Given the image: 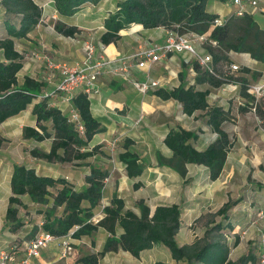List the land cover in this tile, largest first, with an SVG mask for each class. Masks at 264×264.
I'll return each instance as SVG.
<instances>
[{
  "label": "trees",
  "instance_id": "obj_1",
  "mask_svg": "<svg viewBox=\"0 0 264 264\" xmlns=\"http://www.w3.org/2000/svg\"><path fill=\"white\" fill-rule=\"evenodd\" d=\"M98 1L53 0V3L59 15L71 16L83 3ZM206 4L207 0H120L115 10L103 20L104 30L99 40L105 45L115 43L120 38L119 31L133 23L136 24L133 25V30L139 29L142 25L143 28L165 29L178 26L179 32L209 31L208 39L215 41L216 44L212 45L208 42L205 50L212 55L214 70L220 77L201 69L195 60L191 63L181 61V69L177 73L179 83L172 88L160 86L149 93L162 100H176L187 116H192L197 111L203 112L205 125L216 134L214 140L205 148L198 149L194 143L198 141L202 133L201 129L169 128L164 135L163 143L170 149L171 155L164 157L157 152L158 165L169 167L183 178L187 175V164L202 165L208 170V178L214 181L224 168L235 138L223 127L225 122L233 120L234 117L229 108L224 109L220 105L209 104L207 97L210 88L232 82L239 85L238 93L246 102L241 110H254L264 128V98L255 102L247 91L248 84L251 80H255L259 73L248 67H241L240 75H236L229 74L225 68L218 71L216 67L218 62L228 60L229 52L247 53L256 61H264V28H261L249 13L241 17L230 14L224 17L221 25L212 26L220 15L209 12ZM0 8L3 10L0 19L1 123L24 110L27 104L38 96L44 81L25 76L22 84L18 85L16 74L23 66L24 56L16 50L13 39L26 38L28 33L40 23L42 7L35 0H0ZM54 29L69 37L80 32L76 25L66 24L60 20L54 23ZM230 64L232 63L228 65ZM189 68L195 72L191 84L186 80ZM204 83L210 87L203 90L196 88L197 84ZM72 105L80 118L82 131L77 128V123L72 121L69 115L50 104L47 99H41L34 104L32 114L36 120V127L24 126L22 136L39 142L51 139V143L47 151L38 147L31 148L29 154L32 157L72 163L99 153L101 145L94 144L90 147L89 143L95 134L105 132L106 127L92 115L90 99L86 94L77 93L72 98ZM3 141L0 135V147ZM132 143L131 139L125 138L122 144L123 151L118 154V159L123 163L129 178L141 175L145 168L139 155L130 149ZM87 165L89 172L84 176L85 186L76 190L63 177L38 174L33 167L13 163L10 177L11 195L8 197L5 211L9 231L17 232L23 225L18 216V206L23 205L20 198L22 195H27L31 202L37 204H48L51 197L52 203L44 211V219L39 227L42 230L57 237L72 231L71 236L75 238L91 235L99 227L108 232L100 251L80 254L72 264H99L100 259L107 252L118 250L127 251L138 258L142 250L159 244L168 248L172 259L188 264H255L257 262L258 256L252 250H248L234 261L229 259L231 249L239 244L240 238L234 236L229 243L224 230L234 229L229 219V210L241 201L240 198L224 202L214 213L221 219L211 221L203 236L182 245H179L175 239L181 226V207L176 203L157 205L151 213L145 201L139 199L136 201L139 214H136L132 210L124 209V200L114 192L109 204L102 208L104 216L93 223L91 219L102 199L104 182L109 172L94 164ZM140 185V182H134L133 188L137 189ZM259 187L264 188V183L259 184ZM53 189L55 192L52 191ZM57 209H60L59 213L56 212ZM116 226L122 228L121 233H116ZM151 264L164 263L155 261Z\"/></svg>",
  "mask_w": 264,
  "mask_h": 264
},
{
  "label": "crops",
  "instance_id": "obj_2",
  "mask_svg": "<svg viewBox=\"0 0 264 264\" xmlns=\"http://www.w3.org/2000/svg\"><path fill=\"white\" fill-rule=\"evenodd\" d=\"M35 1L42 7V11H43L42 19L40 23H38L36 27L28 33L26 38H13L16 50L20 52L19 48L17 47V42H20V41L22 42L23 46H25V44L28 46L30 45L40 46V44L42 43L41 46H44V48L46 49V52H45L46 55L51 57L53 60L55 59V60L60 61L61 59V61L63 60L65 61V59H68L69 63L67 62V64L72 65L73 63H75L76 61H79L83 57V43L86 40H81L79 54L76 55V53L74 52H69L68 48L65 46L66 45L65 39L61 40V37H65V36L64 35L62 36V34L58 33L54 29V22H56L57 20H60L66 24L76 25L80 29V32H79L80 35L87 34L88 36H90L91 32L86 31L92 28L90 25L80 26L78 23L74 21V19H71V18L76 16L82 10L81 8L83 6H85L83 10H86V9L89 10L91 9V7H93L94 13L97 9H103L107 7L106 13H104V15L101 18L102 20L99 26L100 29H98V32H96L98 33V40H99L100 34L104 30L103 20L105 19V17H107V15L110 12H113V10H115L117 6L116 5L117 2L120 0H114L112 2L110 0L109 2V5L111 6L110 8L108 7L109 5H107L108 0H99L96 3L85 2L80 6L78 11L71 16L59 15L54 6L53 0H35ZM208 1L209 0H207V4H208ZM211 7L213 9L212 11L209 10L207 7V10L209 12L217 13L222 17H226L230 15L233 10V8L227 3H225L224 0L223 1L213 0ZM251 15L257 21L259 26L261 28H264V1L261 3L259 9L256 10ZM2 16H3V10L0 8V19L2 18ZM52 21L53 23L51 24ZM41 22L47 23V25L49 26L48 30H42V32L48 33V35L52 38L53 43H48V42L43 43L42 41L45 40L44 39L45 37H43L42 39L37 37L38 35L37 32L40 31L39 26L41 25ZM133 25H136V24L133 23L129 27L121 29L119 31L120 38L115 43H110L106 45V53L108 55L129 54V53L134 52L138 47L148 45L150 43L159 44L164 41L165 32H166L165 28L163 27L143 28L142 25H140L139 29L133 30L132 29ZM137 25L139 26V24ZM133 34H135L136 37L137 36L140 37V39L137 40V43H134V40L136 39L133 36ZM0 35H1V32H0ZM54 43L57 45V47L53 45ZM0 60H2L1 50H0ZM181 61H183L182 55L170 53L165 58H163L159 63H157L152 69L153 71L155 68H157V70L162 68L163 70H166L167 73L170 75H168V77L166 78L164 76H160V74L158 75L153 74L150 76L154 79H157L161 86L167 88L166 84L168 83V81H171L173 76H177L178 70L181 69ZM254 61L256 60H253V62ZM251 64H252L251 66L254 68L250 67V69L252 71H256L259 73V77L255 80L254 79L251 80V82H259L263 84L264 86V63L263 64L251 63ZM157 70L155 69V71ZM136 71L138 70L135 69L133 74ZM46 73H48V71L45 69L44 63L41 60L40 62L38 61L34 62L33 60H29V61L24 60L22 68L16 74L18 85L22 84L25 76H29L35 80L42 81ZM141 73H137V76H139L140 79H142L144 75V73L142 74ZM56 80L57 78H55V80H53L52 83H46V84L44 83L45 88H52ZM186 80H187V75H186ZM114 81L119 82V83L124 82L123 80L113 77L112 75H109V74H104L100 76L99 81H98L99 92L89 98L90 99V110H91L92 115L95 118H97L99 121H101L105 126H107V129H108V126L111 125V122L108 123L104 117H106L107 114H115L116 112L114 111V109H116V111L117 110L121 111L122 108L124 107L123 106L124 101L119 100L118 97L115 96L114 94L112 95H110L109 93L103 94V88H105V86L108 85L106 87H108L109 89L110 88L109 86L114 85ZM204 84L205 86L201 87ZM204 84H197L196 88L203 90V89L210 87L207 83H204ZM206 86H209V87H206ZM211 88H213L214 90H217V92L210 91L208 97L210 98V100H213V101L218 100L217 102L219 103L223 100L222 96H228L230 93L233 94L235 91L229 85L220 86L217 88H214V87H211ZM134 91H136L138 95L144 96V94L147 95V93L151 90H149L148 92L144 94L138 92L135 88H134ZM39 95H40V91L38 93V96L33 98L32 101L27 104L24 110L20 111L18 114L14 116L8 117L7 119H5L3 122L0 123V135L4 139L0 147V180H3L6 178V181H7L6 184H3L4 197H2V195L0 196V221H1L0 229H2L3 227V222L5 220V211H6V207L8 204V197L11 195L10 177L12 173L13 163H21L27 167H33L36 173L38 174L49 175L53 177H63L69 183L73 184V187L76 190H80L85 186L84 176L89 172V166L87 170L83 172L82 180L81 181L79 180L78 185H76V183H74L73 181V179L75 178L73 174L71 175L66 172L64 173L62 172L58 175H55L53 173H48L43 170L47 162L39 158H34L29 154V150L33 147H39L40 149L47 151L51 143L50 142L51 139H45L39 142L33 139L23 138L22 136V129L24 126L36 127V120H35L34 115L32 114V108L35 103L41 100ZM64 96L65 95L58 93L57 96L51 98L48 101L50 102V104L60 108L64 114H67L70 116L71 112L74 110L72 101L65 100ZM153 97L159 100H162L159 97H156L154 95ZM151 100L153 99H150L149 102ZM169 100H171L172 102H177L176 100H172V99H169ZM162 101H168V100H162ZM138 107H139V112L137 113L136 116L134 115L135 118L133 119V124L134 123L138 124V123H141L142 121H145L147 114H149V112H153V109H150L148 99L145 101H141ZM223 108L227 109L229 107H223ZM232 113L233 111L231 112V114ZM251 115L253 116L252 118L257 119L256 115L253 112H250V116ZM139 116H142V118L136 123ZM235 116L237 117V123L240 122L242 126L248 122L247 120L242 119L239 114H236ZM123 117L125 118L120 119L122 123L125 122L126 118L129 119L131 115L127 114L126 116H123ZM163 123L164 121L160 122V125ZM256 125L258 126V128L255 130H253V127H254L253 124L250 126L252 128V131H254L256 138L258 139V143H256V146H259V145L264 146V128L262 127V125L259 123L258 120L256 121ZM185 129H188V128H185ZM167 130H165V133L167 132ZM105 132H107V130ZM105 132L95 134L92 140L90 141L89 145L92 146L94 144L100 143L98 136H100L101 134ZM165 133L163 134V137H162V143H163V138H164ZM240 140H242L244 143L246 139L242 137L240 138L237 136L235 144H237L238 141ZM164 147L169 152V155H171L170 149H168L165 145ZM25 148H28V149L24 150ZM139 157H140V161L145 164L146 162L144 159H142V156L139 155ZM245 158L246 156H244V159ZM244 159L240 158L241 161H243ZM227 161L228 160H226L224 168L220 176L217 179L222 177L224 172H228L230 175L235 173L236 168L232 166H231V169L229 168H228L229 170L226 169L228 165ZM191 166H202V165H196L193 163L187 164V175L185 178L181 177L177 172L173 171L172 169L166 166L165 167L161 166L158 170L156 168H153V170L154 171L157 170V172H153V173L150 172V174H148L147 170L144 168L142 174L135 178H129L126 175V171H124L123 175H113V177H111L109 179V182L107 183L106 195L102 193L101 200L103 204L101 205L100 209H98L99 206H97L94 210V216L92 217L94 220L92 222L95 223V220H100L104 216L102 208L103 206L109 204L111 195L114 192L117 193L118 197H121L124 200V204H125L124 209L132 210L136 214H139V209L136 206V201L139 199H143L145 201V203L149 206L151 213L153 212L154 208L157 205H169V204L176 203V204H179L181 207V226H180L178 233L175 236V239L176 241L177 239H187L186 241L180 244L177 242L179 245H182L185 243H191V240L194 239L196 235L194 234L190 237L191 234H188L185 231H183L184 216L186 215L187 217L196 218L201 213H205L208 211H214L211 208H209V201H210L209 197H211L212 193L214 194L216 190H218V188L220 190V186L219 187L216 186L215 188H212L209 186L208 187L199 186L198 188H192L191 187L192 182L191 181L187 182L188 180H190V177H191ZM202 167L205 168L207 177H208L207 168L204 166ZM148 169H151V167L148 166ZM115 180L118 181V185L116 188H114L112 185ZM184 180H187L186 183L184 182ZM134 182H140L141 185L137 189H135L133 188ZM104 190H105V185H104L102 192H104ZM22 196H27V195H22ZM121 232H122V228L120 226H116V233L119 234ZM8 234L10 235L9 239L10 240L14 239V240L12 242H10V240L7 242H5L6 240L0 241L2 242V244L0 245V248H3L6 245H9L14 242L25 240L22 237H20L21 240H17L19 239L18 238L19 235L17 232L9 231ZM107 236H108V232L102 227H99L91 235L82 236L80 238H75L71 236V238L69 239L71 250H70V253L66 255L65 257L61 256L62 248L60 246V241L62 239H60L61 236L60 237L58 236L52 242H50L46 248L41 250L40 255L35 260V264H72L74 260L76 259V257L80 254L94 253V252L100 251L103 247V244ZM1 239H5V238L2 237ZM151 249H154V247L150 249L142 250L138 258L132 256L127 251H123V250L110 251V252H107L100 259L99 264H151L155 261H158L157 259L155 260V258H152V256L150 255ZM144 253H146L145 256L147 258H150L151 256V260L146 262L145 258L143 257ZM181 262L183 261H175L174 263L178 264Z\"/></svg>",
  "mask_w": 264,
  "mask_h": 264
},
{
  "label": "rangeland",
  "instance_id": "obj_3",
  "mask_svg": "<svg viewBox=\"0 0 264 264\" xmlns=\"http://www.w3.org/2000/svg\"><path fill=\"white\" fill-rule=\"evenodd\" d=\"M112 1L114 0H111V2ZM109 2L110 0H108L107 5H109ZM212 2L213 0H209L207 4L208 9L211 11L213 10L211 7ZM108 7L110 8L111 6L109 5ZM83 8H85V6H83L81 8L82 10L71 19H74V21L80 26L90 25L92 28L86 31L91 32V35H80V33H77L72 38H70L69 36L61 37V40L65 39V46L68 48L69 52H74L76 53V55L80 53L79 50L81 40H91L93 43L98 40V33L96 32H98V29H100L99 26L101 24V18L104 13H106L107 9V7L103 9H97L94 13L93 7H91V9L89 10H83ZM52 23L53 21L51 22V24ZM39 28L40 31L37 32V37L41 39L45 37V40L42 41L43 43H53L52 38L48 35V33L42 32V30H48L49 26L47 25V23L41 22ZM133 36L136 39L134 40V43H137V40H139L140 37H136L135 34H133ZM19 44H21L22 46ZM41 45L42 43L40 44V46H28L26 44L25 46H23L21 41L17 42V47L19 48L20 53H22V55L24 56L25 61L33 60L34 62H40L41 59L32 57V52H37L40 56L46 55V49ZM53 45L57 47L55 43ZM46 56L49 57L48 55ZM228 57L229 58L227 61L218 62L216 67L218 71L223 70L229 63H236L238 64L239 68H250L252 67L251 63H264V61L253 62L254 59H252L247 53L229 52ZM49 58L52 59L51 57ZM54 61L62 63L64 60L61 61L60 59L59 61L54 59ZM64 62L67 63L68 59H65ZM155 69L157 70V68ZM155 69L153 70L154 72L152 70L150 71V75L160 74V76H164L165 78L170 75L166 70H163L162 68L158 69L157 71H155ZM179 71L180 70H178V72ZM137 73H141V71H136L133 74L134 77L140 79L139 76H137ZM235 74L240 75V70L238 69ZM194 76V70H191V68H189L187 71V81L189 84L193 83ZM247 76L250 77L249 74H247ZM258 77L259 75L256 77V79ZM178 82V76H173L171 81H168V83L165 84L167 88H172L177 85ZM118 85H120V87H118ZM106 86L105 88H103V94H114L118 97L119 100H123L124 104H126H123L124 107L121 111H116V109H114V111L116 112L115 114H107V116L104 117L108 123L111 122V125L108 126V129L107 126H105L100 121L106 127L107 132L98 136L100 143L97 144L101 145L99 153L85 160H75L72 163L46 161L42 159L47 162V164L43 168L44 171L53 173L55 175H58L62 172H66L71 175L73 174L75 176L73 181L74 183H76V185H78V181L82 180L83 172L88 168L87 164H94L101 167L102 169H106L109 172L108 179L105 180L104 184L105 190L104 192H102L104 195H106L107 183L109 182V179L113 177V175H123L125 171L124 165H122L123 163H121L118 159V154L123 151L122 144L125 138H129L133 141V143L130 145V149L135 151L138 155L142 156V159H144L146 162L144 164L145 169L147 170V173L150 174V172H157V170L161 167L160 165H158L157 158L155 156L157 152H160L164 157L170 156L169 152L165 149L162 143L163 134L168 128L184 127L192 130L201 129L202 133L200 134V138L197 142L194 143L198 149L204 148L216 137V134L212 132L208 126L205 125L203 112L201 111L195 112L193 116H187L182 113L181 104H179L178 102H172L171 100H159L153 97V95L149 92L147 93V95L144 94V96L138 95V93L134 91L133 86L129 82L124 81L122 83H119L114 81V85L109 86L111 89H108V87ZM204 86L205 84L201 87ZM210 91L217 92V90H214L213 88H211ZM146 98L148 99L150 109H153V112H149V114H147L145 121H142L138 124H133V119L139 112L138 106L141 101L147 100ZM150 99L153 100L149 102ZM207 99L208 101H210L209 103L211 105L229 107L230 111H233L232 115L234 119L225 122L224 129L230 134V136H233L235 138V141L237 136L240 138H245L246 140L244 143L242 140L238 141L237 144H235L234 142L235 145H233V147L228 152L226 159L228 160V165L226 169H231V166L236 168L235 173L232 175H230L228 172H224L222 177H220L216 181L211 182L207 177L205 168H203L202 166H191L190 180H184L185 183L186 181H191L192 188H198L199 186H209L215 188L216 186H220V190L218 188V190H216L214 194L212 193L211 197H209V208L214 211L201 213L196 218L187 217L185 215L183 231L191 234L190 237L195 234L196 236L194 237V239L196 237L203 236L205 229L210 226L209 224H211V221H218L221 219L220 216L214 215L215 211L219 207H221L224 202L230 199L240 198L241 201L229 210V219L234 225V229L232 231H228L227 229L224 230V232L228 236L227 240L229 243L232 242L234 236H239L240 238L239 244L231 249L229 259L231 261H234L242 254L246 253L248 250L254 251L258 256L260 246L262 245L260 239L261 231L264 232V218L258 216L259 211L264 207V188L259 187V184L264 183V146H256V143H258V139L256 138L255 133L254 131H252V128L250 126L253 124V130H255L258 128V126L256 125V121L258 120L261 125L262 122L257 116V119L252 118V115L250 116V112H253L255 114L254 110H241V108L245 106L246 102L245 99L239 95L238 88L234 91L233 94L230 93L228 96H222L223 100L220 103L217 102L218 100H210L209 97H207ZM127 114L131 115V117L129 119L126 118L125 122L122 123L120 119L125 118L123 116H126ZM236 114H239L242 119H245L248 122L243 126L240 122L237 123V117L235 116ZM163 121L164 123L160 125V122ZM27 149L28 148H25L24 150ZM47 150H49V148ZM244 156H246L245 159ZM240 158L244 160L241 161ZM260 165L262 166L261 168ZM148 166L151 167V169H148ZM153 168H156L157 170L154 171ZM6 182V178L0 180V196L2 195V197H4L3 184H6ZM112 185L114 188H116L118 185V181L115 180ZM52 191L55 192V189H53ZM27 197L28 196H21L23 205L18 206V216L25 226L22 225L21 227H19L17 231L19 239L17 240H21L20 237L29 239L34 234H36L38 230H40L39 224L40 222H43L44 211L52 203L51 197L49 198L48 204L31 203L29 197ZM102 204L103 203L101 200L98 209H100ZM56 212L59 213L60 209H57ZM8 232L9 224L4 220L3 227L2 229H0V241L6 240L5 242H7L10 240V235L8 234ZM2 237L5 239H1ZM194 239H192L191 242H193ZM13 240H10V242H12ZM186 240L187 239H177V242L180 244ZM1 244L2 242H0V245ZM150 251V255L152 256V258H155V260L157 259L158 261H164V264H173L175 262V260L172 259L168 248L161 244L154 246V249H151ZM145 255L146 253L143 254V257L145 258L146 262L151 260V256L150 258H147ZM178 264L186 263H184L183 261Z\"/></svg>",
  "mask_w": 264,
  "mask_h": 264
},
{
  "label": "built area",
  "instance_id": "obj_4",
  "mask_svg": "<svg viewBox=\"0 0 264 264\" xmlns=\"http://www.w3.org/2000/svg\"><path fill=\"white\" fill-rule=\"evenodd\" d=\"M264 0H224L233 10L231 14L241 17L246 13L252 14L259 9ZM224 17H217L212 26L221 25ZM175 28L165 29V37L162 43H150L138 47L129 54L108 55L106 45L100 40L93 43L86 40L83 43V57L69 65L65 62L58 63L46 55L40 56L37 52H32V57L41 59L48 73L45 74L44 83H52L57 78L52 88H45V84L40 90V98L50 100L61 93L65 100L72 101L77 93H84L89 98L99 92L98 81L104 74L112 75L125 82H129L138 92L146 93L149 90L160 87L157 79L150 76V71L170 53L183 56L185 63H191L195 60L201 69L220 77L214 70L212 55L205 50L207 43L215 45L216 42L208 39L209 31L205 33L197 32H179ZM144 73L142 79L134 77V70ZM225 71L233 74L238 71L239 66L232 63L225 67ZM192 70V69H191ZM233 90L238 88L236 83H226ZM45 88V89H44ZM248 93L253 96L257 102L264 98V86L259 82H251L247 86ZM139 116L136 123L141 120ZM70 119L77 123V128L82 131L80 118L75 110L70 114ZM108 177L105 179L107 180ZM105 184V182H104ZM258 216L264 218V207L259 211ZM94 220L93 218L91 219ZM98 220H95V223ZM40 222L39 225H41ZM68 234L61 236L60 246L62 248L61 256L65 257L70 253L71 238ZM57 236L50 232L40 230L31 238L19 242H14L0 248V264H35V260L40 255L42 249L46 248ZM60 237V236H59ZM261 242L257 262L255 264H264V232L261 231Z\"/></svg>",
  "mask_w": 264,
  "mask_h": 264
}]
</instances>
